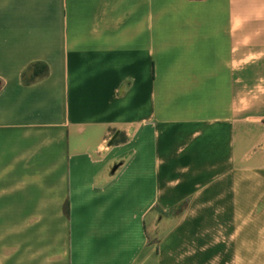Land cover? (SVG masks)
<instances>
[{
  "label": "crops",
  "instance_id": "crops-1",
  "mask_svg": "<svg viewBox=\"0 0 264 264\" xmlns=\"http://www.w3.org/2000/svg\"><path fill=\"white\" fill-rule=\"evenodd\" d=\"M0 264H264V0H0Z\"/></svg>",
  "mask_w": 264,
  "mask_h": 264
},
{
  "label": "trees",
  "instance_id": "trees-1",
  "mask_svg": "<svg viewBox=\"0 0 264 264\" xmlns=\"http://www.w3.org/2000/svg\"><path fill=\"white\" fill-rule=\"evenodd\" d=\"M48 74V68L45 64L35 63L29 66L22 74L23 82L26 84H31L38 79L46 76ZM124 138H119L115 142H122Z\"/></svg>",
  "mask_w": 264,
  "mask_h": 264
},
{
  "label": "water",
  "instance_id": "water-1",
  "mask_svg": "<svg viewBox=\"0 0 264 264\" xmlns=\"http://www.w3.org/2000/svg\"><path fill=\"white\" fill-rule=\"evenodd\" d=\"M115 168H116V167H115ZM115 168H114V169H115Z\"/></svg>",
  "mask_w": 264,
  "mask_h": 264
}]
</instances>
